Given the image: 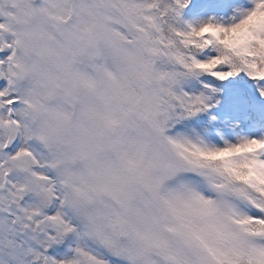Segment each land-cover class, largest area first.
Wrapping results in <instances>:
<instances>
[{
  "label": "snow or ice",
  "instance_id": "obj_1",
  "mask_svg": "<svg viewBox=\"0 0 264 264\" xmlns=\"http://www.w3.org/2000/svg\"><path fill=\"white\" fill-rule=\"evenodd\" d=\"M0 264H264V0H0Z\"/></svg>",
  "mask_w": 264,
  "mask_h": 264
}]
</instances>
